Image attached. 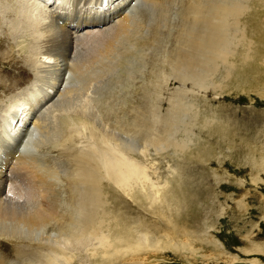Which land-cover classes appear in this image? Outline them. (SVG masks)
I'll return each mask as SVG.
<instances>
[{
  "label": "rangeland",
  "instance_id": "rangeland-1",
  "mask_svg": "<svg viewBox=\"0 0 264 264\" xmlns=\"http://www.w3.org/2000/svg\"><path fill=\"white\" fill-rule=\"evenodd\" d=\"M93 1L51 0L49 7L53 14L91 17L98 8L109 12L115 7L113 0ZM13 2L0 0V76L13 88L0 87V136L12 131L5 117L17 110L11 109L14 99L6 98L9 92H18V110H23L40 76L38 65L32 69L20 57L21 49L27 52L42 35L29 26L32 34L26 29L14 37L17 25L10 21L18 19L20 6ZM199 4L214 32L211 54L197 61V45L209 26L196 22ZM175 9L179 19L172 30L155 37L152 51L135 53L143 65L116 79L112 93L97 101L101 121L83 129L79 144L85 152L89 147L114 150L129 173L116 176L112 190L103 182L96 192L98 234L87 225L79 241L65 239L73 245H67L69 260L54 253L59 259L54 264H264V0H164L156 9L158 23ZM189 21L197 26L191 36ZM223 25L229 40L219 43L217 29ZM89 29L93 26L87 24L77 30ZM177 54L195 58L192 74L197 77L173 68ZM71 118L62 119L61 130L82 120ZM110 130L127 135L129 145L112 139ZM40 150L48 157L39 160L41 168H54L56 159L67 158L69 174L76 172L71 156ZM65 178L64 173L53 176V183L65 186ZM130 229L136 239L142 233L151 241L127 246ZM9 243L0 239L1 250Z\"/></svg>",
  "mask_w": 264,
  "mask_h": 264
},
{
  "label": "bare ground",
  "instance_id": "bare-ground-1",
  "mask_svg": "<svg viewBox=\"0 0 264 264\" xmlns=\"http://www.w3.org/2000/svg\"><path fill=\"white\" fill-rule=\"evenodd\" d=\"M50 1L15 0L20 6L19 15L18 19L14 17L10 21L11 26L17 25L14 37L20 34L22 36L23 33L20 32L29 26L41 33L42 37L35 42L36 45L28 46L31 55L28 50L24 52L26 50L21 49L22 63L28 64L32 69H38L39 66L36 71L40 73V76L36 77L37 83L34 84L35 93L28 91L32 92L28 105L23 110H18V92H9L6 97L14 99L17 105L14 104L11 109L15 110L17 106V110L8 111L9 117H5V122L9 123L8 127L11 126L12 131L0 136V239H8L10 242L4 246L5 251L0 248V264H28L34 261L38 264H54L59 260L58 256L69 260V243L66 240L70 243L79 241L87 225L94 235L96 232L98 234L99 225L94 222L97 218L96 192L103 182L112 190L116 176L127 175L129 167L127 163L118 164L114 150L110 149L104 153L96 147H89V151L85 152L87 148L83 149L79 144L84 135L83 129L87 123L93 125L96 122L98 125L99 120L101 121L97 101L103 99L106 93H112L109 90L116 85V79L121 77L122 73H134L135 67L143 65L135 53L145 54L152 51L155 37L162 34L163 29L172 30L171 26L179 19L175 9L171 17L162 19L163 24L158 23L156 9L164 0H113L111 3L115 4L114 9L108 12L98 8L93 17L79 12L71 15L58 10L53 14L51 6L49 7ZM57 3L59 5L61 1ZM100 5L104 7L102 2ZM203 7L199 4L196 12L201 19H194L209 26L202 32L201 46L197 45V61L211 54L210 43L214 32L210 16L205 17ZM36 9L41 13L35 12ZM111 17L113 20L107 23ZM31 20L37 22L34 24ZM68 24L72 27H66ZM87 24L92 25L93 29L85 32L77 30ZM195 24L190 22L189 36L197 28ZM98 26L100 28L97 29ZM225 30L224 25L217 29L220 34L219 43L229 40V36H223ZM27 33L32 34V31L27 29ZM130 50L134 52L130 53ZM181 51L183 48L177 50L178 53ZM185 51L189 52L187 49ZM178 60L172 63L173 68L185 75L184 77H197L199 73L192 74L191 62L195 61L194 57L181 59L180 55ZM178 65L180 66L177 67ZM197 70L199 66L196 67ZM0 78V87L5 86L3 90L11 89L6 84L11 82L1 76ZM26 93L27 91L24 94ZM68 116L82 120H75L76 127L75 122H72L68 123V128L61 130L60 123ZM73 118L71 120H74ZM110 132L113 134L112 139L115 137L122 144L129 145L130 138L127 135L114 130ZM67 139L68 144L65 143ZM40 149L47 152L49 149L57 151L61 157L71 156L76 172L69 174L72 172L69 171V162L67 164L65 161L67 158L56 159L57 162H53L55 166L50 165L54 168H41L43 165L38 162L47 156L40 154ZM124 158L128 161L126 156ZM101 169L104 170L103 175ZM62 173L66 177L65 186L63 182L57 183L56 186L53 176ZM19 181L24 186L20 185ZM133 234L135 232L130 229V236L125 239V242L128 239L127 246L131 247L134 241H140V244H145L146 239L151 241L142 233L137 239ZM71 247L69 246V249ZM54 253H58L56 258Z\"/></svg>",
  "mask_w": 264,
  "mask_h": 264
}]
</instances>
